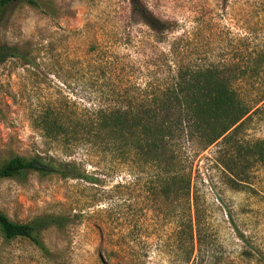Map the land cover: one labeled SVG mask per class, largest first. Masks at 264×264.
I'll list each match as a JSON object with an SVG mask.
<instances>
[{"label": "rangeland", "instance_id": "374dc122", "mask_svg": "<svg viewBox=\"0 0 264 264\" xmlns=\"http://www.w3.org/2000/svg\"><path fill=\"white\" fill-rule=\"evenodd\" d=\"M132 1L14 0L5 11L0 43L10 54L0 64V164L15 156L69 162L92 180L34 173L0 180V209L12 220L69 217L64 229L43 234L47 253L0 236V264H264V166L250 163L238 179L220 162L219 145L199 155L192 188L200 227L191 254L171 223L182 214L180 200L156 196L146 175L133 178L85 150L67 156L36 127L49 106L105 104L111 90L166 79L174 64L246 67L264 45V0H140L167 25L160 33L134 13ZM237 87L262 96L264 73ZM242 135L264 140V102ZM117 242L130 255L112 252Z\"/></svg>", "mask_w": 264, "mask_h": 264}, {"label": "trees", "instance_id": "16d2710c", "mask_svg": "<svg viewBox=\"0 0 264 264\" xmlns=\"http://www.w3.org/2000/svg\"><path fill=\"white\" fill-rule=\"evenodd\" d=\"M14 0H0V28L5 11ZM133 11L152 31L167 25L140 2ZM10 49L0 43V64ZM246 67L220 63L174 64L168 77L157 82L140 81L110 91L109 102L90 108L49 106L35 119L43 136L67 156L85 150L112 166L126 168L133 178L148 177L149 192L165 200L181 201L182 214L172 218L176 234L191 243L200 227V208L193 196L194 164L201 153L219 145L221 163L234 178H242L250 163L264 166V140H246L242 132L262 96L243 95L237 85L264 73V45L251 53ZM30 173L41 178L92 179L75 164L40 157L15 156L0 164V180L23 181ZM69 217L44 214L22 223L0 209V236L7 241L24 239L47 253L43 234L64 229ZM178 230V231H177ZM114 253L132 248L114 243ZM187 255L186 263L191 260Z\"/></svg>", "mask_w": 264, "mask_h": 264}]
</instances>
